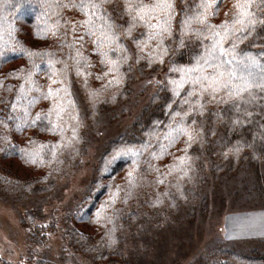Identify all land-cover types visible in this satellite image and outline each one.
<instances>
[{"label":"rangeland","instance_id":"374dc122","mask_svg":"<svg viewBox=\"0 0 264 264\" xmlns=\"http://www.w3.org/2000/svg\"><path fill=\"white\" fill-rule=\"evenodd\" d=\"M226 5L223 19L237 11L234 0ZM143 22L155 26L159 19L145 16ZM25 33L23 39L29 46L47 44L33 38L29 29ZM150 34L154 37L156 32ZM5 52L1 50L0 56ZM0 66V112L10 110L0 118L12 122V129L0 133L3 261L247 264L236 256L251 255L253 259L260 245L259 255L264 259V219H260L264 218V178L263 193L258 197L252 193L256 192L252 174L246 175V180L244 174L232 175L243 157L241 147L210 148V153L207 147V155L201 157L204 172L198 174L188 166L197 144V134L189 126L182 125L174 143L161 140L164 148L172 147L168 157L151 150L145 154V143L135 147L125 140L159 88H175L166 69L140 77L135 72L126 93V83L121 88L115 78L99 87L72 86L67 77L62 78L60 67L51 63L46 78L38 76V68L22 70L19 63ZM48 78L54 81L46 100L32 104L30 109L37 132L18 133L21 123L13 117L15 100L35 97ZM182 78L186 80L183 87L189 84L201 98L204 94L217 98L230 94L237 99V87L240 94L244 92L243 84L235 79L226 86L216 85L214 92L212 88L202 92L201 85L193 84L186 73L175 81ZM5 124L0 121V128ZM200 133L202 141L216 139L219 144L224 137L222 132L212 137L208 130ZM16 150L25 152L16 156ZM128 153L135 161L116 167L108 176L112 163ZM180 206L187 210L180 211Z\"/></svg>","mask_w":264,"mask_h":264},{"label":"trees","instance_id":"16d2710c","mask_svg":"<svg viewBox=\"0 0 264 264\" xmlns=\"http://www.w3.org/2000/svg\"><path fill=\"white\" fill-rule=\"evenodd\" d=\"M229 1L231 0H222L221 3L220 0H207L210 6L205 10L201 5L206 0H172L175 7L173 18L169 21L170 30L161 36L157 35V27L150 28L143 21L137 20L133 25L125 0H0V51L3 50L4 53L6 50L0 56V65L15 62L20 64L19 68L22 70L38 68V76L46 78L49 76L51 63L60 67L62 78L67 77L72 86L85 84L99 87L115 78L119 79L121 88L123 82L126 83V93L135 79V72L140 77L155 74L162 68L167 70L173 80H177L186 73L181 70L195 67L198 57L206 48H211L212 32L223 31L218 27L208 26H220L225 21L231 24L240 11L237 7L238 0H234L237 11L223 19L221 13L227 12L226 4ZM154 2L155 0H143L147 5ZM201 12L206 15L203 23L198 19ZM251 12L253 15L250 19L255 23L246 30L236 31L225 38L223 46L232 51L235 44V49L232 55L224 56L223 59L233 60L234 63L228 69L235 68L237 76H244L250 83L254 81L253 86L237 99L230 94L218 98L206 97L204 94L201 98L192 92L189 84L183 87L179 95L174 94L168 85L165 88L161 86L160 92L154 94L149 106L131 125L125 140L131 144L133 142L135 147L145 143V154L151 150L168 157L172 147L164 148L161 140L174 143V135L179 133L182 125L189 126L197 134V144L195 149L194 141L195 152L193 158L188 159V166L198 174L204 172L201 157L207 155V147L210 153V148L216 150L221 146H239L243 157L240 158L238 170L232 175L244 174L246 180V175L252 174L256 184V192L252 193L259 197L263 193L264 178V88L255 84L261 83L259 66L264 65V0H253ZM153 14L158 17L159 23L164 18L162 12ZM130 25L133 26L129 35ZM235 27L239 29L241 26L237 24ZM27 29L31 31L33 38L46 41L47 44L42 47L29 46L23 39ZM153 31L156 32L154 37L150 34ZM251 61L256 66L245 70L242 64H250ZM207 71L211 72L213 69L209 67ZM235 80L243 84L241 80ZM51 81L54 80L45 79L40 85L41 91L35 97L20 96L15 100L17 110L15 109L13 117L21 123L16 129L18 133L37 132L33 130L37 129L34 120H30L31 105L46 100ZM208 104L211 107L202 115ZM6 112L9 114L10 110L3 109L0 114L4 116ZM188 117H191L190 120ZM2 118L0 121L6 124L0 128V133L4 129H12V122ZM41 122L46 124L45 120ZM216 123H220V126H215ZM206 130L210 137L222 132L224 137L221 143L216 139L202 141L198 136ZM24 152L25 150H16L15 155L19 156ZM134 161L135 158L130 153L119 157L110 166L109 169L113 170L108 176L114 174L116 167L121 168ZM186 210L187 207L180 206V211ZM147 225L153 229L150 220H147ZM261 246L254 250L253 259L251 255L236 258L247 264H264V259L259 255ZM0 260L3 264H12L3 261L1 257Z\"/></svg>","mask_w":264,"mask_h":264},{"label":"snow or ice","instance_id":"6c2138e0","mask_svg":"<svg viewBox=\"0 0 264 264\" xmlns=\"http://www.w3.org/2000/svg\"><path fill=\"white\" fill-rule=\"evenodd\" d=\"M222 3V0H220ZM253 0H238L237 7L240 9V11L234 16L233 21L231 24L229 22L225 21L220 26H214L209 25V28H219L223 31H213V44L211 45V48H206L205 52L198 57L196 61V66L187 70H181L185 71L187 76L191 77L193 84H200L201 85V91H207L208 88H212L213 92L216 90L215 86H226L228 82L239 79L243 83V90L247 91L249 88L253 86L255 83L254 81L250 83L248 79H246L244 76H237V72L235 68H232L231 70L228 69V66L232 65L234 63L233 60H227L225 61L223 59L224 56L232 55L235 49V44L232 46V51H229L223 46V42L225 38L232 35L236 31H244L247 29L249 25H252L255 23L254 20L250 19V17L253 15L251 12ZM126 8L128 11V14L132 16L133 25L134 23L139 21H144L145 16H148L149 19H156L157 16L152 15L153 13H164V18L160 21L158 25H151L150 23L147 25L148 27H157L159 29L157 35H163L165 31H169V21L172 20L173 11H174V4L172 3V0H155V2L152 5H147L143 3V0H125ZM83 6V5H82ZM210 6V4L207 2L203 3L201 7L203 9H207ZM218 6V5H217ZM95 7V5H93ZM198 19L201 23H203L206 20L205 12H201L198 14ZM239 24L241 27L237 29L235 26ZM133 25H130L129 28V35L131 34V27ZM247 59V58H246ZM163 61H161L162 63ZM250 66L254 67L255 62L251 61L250 64H242V67L247 70ZM211 67L213 69L212 73H207V69ZM261 68L260 77H261V83L255 84L257 87L264 88V65L259 66ZM173 71H176L177 69H172ZM193 73H199V75L192 76ZM251 75V73H249ZM225 77L227 79H225ZM186 82L184 78H182L180 81L173 80L171 83L175 85V88L173 91L176 95H179L178 89L183 87V84ZM240 88L237 87L235 95H240ZM215 98V97H213ZM203 107V106H201ZM191 139V136L189 137Z\"/></svg>","mask_w":264,"mask_h":264},{"label":"crops","instance_id":"0c3cea01","mask_svg":"<svg viewBox=\"0 0 264 264\" xmlns=\"http://www.w3.org/2000/svg\"><path fill=\"white\" fill-rule=\"evenodd\" d=\"M260 219H264L263 217H260Z\"/></svg>","mask_w":264,"mask_h":264}]
</instances>
